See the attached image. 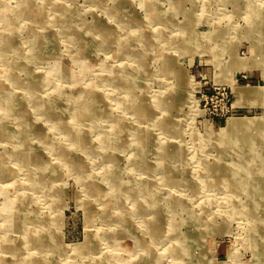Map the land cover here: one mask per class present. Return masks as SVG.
I'll list each match as a JSON object with an SVG mask.
<instances>
[{
	"label": "rangeland",
	"instance_id": "obj_1",
	"mask_svg": "<svg viewBox=\"0 0 264 264\" xmlns=\"http://www.w3.org/2000/svg\"><path fill=\"white\" fill-rule=\"evenodd\" d=\"M0 43V264H264V0H0Z\"/></svg>",
	"mask_w": 264,
	"mask_h": 264
},
{
	"label": "built area",
	"instance_id": "obj_2",
	"mask_svg": "<svg viewBox=\"0 0 264 264\" xmlns=\"http://www.w3.org/2000/svg\"><path fill=\"white\" fill-rule=\"evenodd\" d=\"M241 76L244 79V75H241ZM211 92L215 93V95H214L215 97L220 96L221 97L220 100H223V104L221 106V111H223V110L226 111V112L230 111L231 105L228 103V100H225V98L227 96V91H226L225 87H222V89L219 88V87H213ZM203 100H205L207 102L208 101V96L205 95ZM209 100H211L210 97H209Z\"/></svg>",
	"mask_w": 264,
	"mask_h": 264
},
{
	"label": "bare ground",
	"instance_id": "obj_3",
	"mask_svg": "<svg viewBox=\"0 0 264 264\" xmlns=\"http://www.w3.org/2000/svg\"><path fill=\"white\" fill-rule=\"evenodd\" d=\"M3 39V38H2ZM0 45H1V43H0ZM1 50V49H0ZM253 121V120H252ZM241 126H243V125H245V122L244 121H241V122H234L233 124H231V126H232V128L234 127V126H239V125ZM233 144V143H232ZM253 227V226H252Z\"/></svg>",
	"mask_w": 264,
	"mask_h": 264
}]
</instances>
